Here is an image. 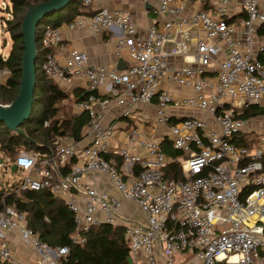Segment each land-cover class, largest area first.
<instances>
[{
  "label": "built area",
  "instance_id": "built-area-1",
  "mask_svg": "<svg viewBox=\"0 0 264 264\" xmlns=\"http://www.w3.org/2000/svg\"><path fill=\"white\" fill-rule=\"evenodd\" d=\"M143 1L163 18L160 25L152 21L141 29L126 10L101 6L43 30L47 47L60 41L61 30L110 31L117 54L126 47L131 62L118 70L89 66L75 48L62 64L44 54L40 68L46 76L67 84L77 79L90 91L74 105L86 114L80 139L86 142L78 146L70 136H54L43 152L19 149L11 163L0 156V166L15 165L16 190L65 196L75 224L72 242H82L94 225L121 224L140 264H264V134L256 135L249 120L233 112L249 104L264 110V33H258L264 0ZM8 74L0 69L1 83ZM163 83L191 93L174 97ZM137 104H153L147 126L164 130L156 138L132 127L124 133L137 149L131 151L114 135L118 118L131 117ZM111 108L116 117H109ZM184 109L204 113L212 125L198 114L179 115ZM164 138L183 153L181 180L164 175L170 160L160 147ZM245 138L250 143H236ZM93 172L105 174L120 196L80 182ZM124 201L142 217L132 218ZM11 231L31 248L32 263L12 251L5 239ZM66 253L65 246L42 242L24 212L0 210V262L60 264Z\"/></svg>",
  "mask_w": 264,
  "mask_h": 264
},
{
  "label": "trees",
  "instance_id": "trees-1",
  "mask_svg": "<svg viewBox=\"0 0 264 264\" xmlns=\"http://www.w3.org/2000/svg\"><path fill=\"white\" fill-rule=\"evenodd\" d=\"M41 1L45 0H7L3 8L9 18L0 16V20L10 45L5 55L0 53V69L6 68L9 71L4 83L0 82V104L9 103L17 94L22 52L20 34L22 16L29 3ZM94 11L90 10L84 0H72L61 9L42 17L36 24L35 84L32 103L27 119L20 125L29 141L9 131L0 122V152L7 162H12L19 149L43 152L54 136H70L74 141L81 139L86 114L73 113L71 105L85 99L90 91L75 88L68 95L57 85L54 78L44 74L40 63L44 54L51 52V47L44 46L41 37L46 27H56L78 14L91 15ZM258 33H264V23L259 26ZM233 112L238 118L248 119L263 114L264 110L257 105L249 104L234 108ZM255 139L253 136V140ZM250 141L245 138L236 143L248 144ZM160 147L170 158L164 168L165 177L181 180L183 175L178 157L183 155L182 151L174 149L167 138L161 141ZM5 207L24 212L26 225L42 242L50 247L67 248V253L60 259V264H129L127 258L132 254L123 225L106 223L94 225L84 233L82 242H72L70 235L75 231L72 214L63 198L54 196L48 189L21 191L16 190L15 184H12L0 190V210Z\"/></svg>",
  "mask_w": 264,
  "mask_h": 264
},
{
  "label": "crops",
  "instance_id": "crops-1",
  "mask_svg": "<svg viewBox=\"0 0 264 264\" xmlns=\"http://www.w3.org/2000/svg\"><path fill=\"white\" fill-rule=\"evenodd\" d=\"M151 5V3L144 2L143 0H91L90 3H88L91 11L101 6H106L109 9H124L130 13L135 21L136 26L141 29L145 28L152 21H155L160 25L161 21L163 20V18L160 16H154L153 18L151 17ZM60 36V41L57 44L50 46L51 53L55 56L60 64L63 63L67 51L70 48H75L84 52L87 57V63L89 66L103 64L107 67L117 69V62L118 60H121L120 67H123L125 69L131 62L126 47H123L120 53L117 54V43L110 31L94 32L90 31L86 27H81L71 30H61ZM171 63L180 64V61L177 59H171ZM2 80L3 78H0V81ZM55 81L57 85L68 95L75 88L81 89V85L77 79H74L71 84L62 83L57 79H55ZM162 86L174 97H180L185 94L191 93V91L188 89L181 88L170 83H163ZM74 105L75 103H72L71 111L73 113H77ZM132 112L133 114L131 117L118 118L119 124L114 137L116 140L120 141L122 146L129 148L131 151H136V147L132 146L124 138L125 132L131 130V128L134 126H138L143 129V132L146 133L148 137L158 138L160 135H162L164 127L157 126L156 128H154V131H152L151 129H149V126H147V124L152 121L154 117L153 104H137L132 109ZM180 112L181 113L179 115L181 116L193 113L198 114L199 116L205 118L210 126L212 125V120L204 113L190 109H184ZM117 114L118 110L116 108H111L109 110V117H116ZM252 123L253 122L249 121L251 129H253V131L255 132L257 130V126ZM85 142L86 141L84 140H79L76 141V144L78 143V146H82ZM18 176L19 174L17 175V178ZM17 178L12 180L11 182L0 184V190H4L12 184H15ZM80 182L89 184L100 190H107L118 197L120 196V193L116 191V189L109 182L107 176L103 173H87L81 178ZM62 198L64 200L65 196H63ZM79 201L81 202L82 198H79ZM123 204L129 208H132L134 212L132 213V218L140 219L142 217L138 210L134 211L135 205L133 203L124 201ZM5 239L7 240L14 254L20 260L28 263L33 262L35 256L31 251V248L19 241L16 232L11 231L6 233ZM131 259L133 263L140 264L137 256L131 255Z\"/></svg>",
  "mask_w": 264,
  "mask_h": 264
},
{
  "label": "water",
  "instance_id": "water-1",
  "mask_svg": "<svg viewBox=\"0 0 264 264\" xmlns=\"http://www.w3.org/2000/svg\"><path fill=\"white\" fill-rule=\"evenodd\" d=\"M72 0H45L37 3H29L20 22V34L22 37V52L20 55V78L15 98L7 104H0V122L11 132L29 139L20 129L22 122L27 119L32 103V93L35 84L36 47L34 42L35 27L38 21L67 5ZM121 60L117 62V69ZM10 171L15 170V165H10ZM129 264H133L131 257L127 258Z\"/></svg>",
  "mask_w": 264,
  "mask_h": 264
},
{
  "label": "rangeland",
  "instance_id": "rangeland-1",
  "mask_svg": "<svg viewBox=\"0 0 264 264\" xmlns=\"http://www.w3.org/2000/svg\"><path fill=\"white\" fill-rule=\"evenodd\" d=\"M6 2L7 0H0V9H1L0 16L9 18L8 13L3 10ZM151 17L153 18L154 16L151 15ZM1 22L2 21L0 20V53L2 55H5L9 48L10 40L7 34L3 32L4 28ZM247 120H249L250 122H253L252 124H255L257 126V130L254 132L256 133V135L264 134V113L257 115V116H252L248 118ZM0 156L3 158L5 157L3 154H1V152H0ZM17 175H18L17 172H14V173L10 172L9 169H6L3 166H0V184L5 183V182H11L12 180L17 178Z\"/></svg>",
  "mask_w": 264,
  "mask_h": 264
}]
</instances>
